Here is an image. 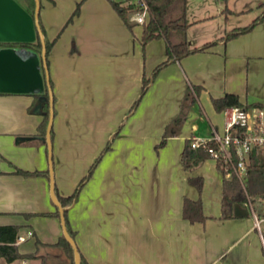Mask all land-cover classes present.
<instances>
[{
    "label": "crops",
    "instance_id": "0c3cea01",
    "mask_svg": "<svg viewBox=\"0 0 264 264\" xmlns=\"http://www.w3.org/2000/svg\"><path fill=\"white\" fill-rule=\"evenodd\" d=\"M13 1L28 17L29 35L0 37V53L5 47L16 52L22 47L16 42L39 35L34 10L26 0ZM78 1L39 0L38 16L53 39L46 65L54 95L52 181L47 142L37 129L44 94L34 103L32 94L42 92L46 78L41 53L28 48L18 53V62L2 76L0 224H19L17 234L25 235L16 242L21 251L37 247L47 264L66 262L63 249L54 244L63 233L60 214L45 213L59 210L51 183L57 192L69 193L110 138L95 166V171L103 168L98 186L92 185L94 172L67 209L73 239L87 264H264V247L249 211L220 216L223 174L215 159L207 157L191 170L181 159L186 137L223 129L225 114L214 108L211 96L233 91L242 102L264 103V18L246 32L169 60L129 111L143 74L166 58V41L155 37L142 43L141 25L129 27L110 0H80L73 13ZM220 6L219 1L215 8H195L187 29L222 14ZM246 7L229 6L226 12ZM189 12L186 0L187 17ZM238 23L217 22L212 31L189 37V44L199 45ZM191 82L201 85L197 100L156 149ZM194 174L203 176L200 191L188 182ZM184 196H200L203 220L183 216ZM27 259L41 264L40 256Z\"/></svg>",
    "mask_w": 264,
    "mask_h": 264
},
{
    "label": "trees",
    "instance_id": "16d2710c",
    "mask_svg": "<svg viewBox=\"0 0 264 264\" xmlns=\"http://www.w3.org/2000/svg\"><path fill=\"white\" fill-rule=\"evenodd\" d=\"M32 10H34L35 0H26ZM112 5L118 11L119 15L125 21V23L131 27L133 22H131L127 17V11L129 9V4L125 2H120L116 0H110ZM80 0L76 3V6L73 10V13L78 11ZM150 12L149 19L146 23L141 25V42L145 43L151 38L155 37H164L166 41V50L167 56L163 60L157 62L152 68L150 74L142 76L141 88L139 92V96L133 101L131 104L129 111L136 105L139 97L147 88L149 82L158 71V69L166 64L169 60L178 59L181 56L197 50L203 49L208 45L216 42L217 40H227L231 37H234L242 32H246L250 30L256 23L260 22L264 18V0L261 1L258 5L261 6V10L258 14H256L253 18H251L247 23L242 25H236L229 29H227L223 34L216 36L214 38L205 40L199 45H190L187 41L185 32L189 21L186 19V0H146ZM223 10H229L225 5ZM72 15L68 18L70 20ZM38 23L43 33V44H44V52H45V64L47 65V53L50 48V45L53 42V39L47 38L44 27L40 21L38 16ZM6 42H3V44ZM18 45L25 46L28 49L41 53L42 42L40 40V36L37 35L35 40H26V41H18ZM41 55V54H40ZM40 57V56H39ZM41 58V57H40ZM42 60V58H41ZM43 73H44V64L43 61ZM52 81L50 77L44 78V87L42 92L33 91V103L37 101L39 96L43 93L45 95V99L41 101L40 112L42 114L41 120L37 125V129L39 133L42 134L43 138L46 136V128L49 119V111H50V100L53 106L54 95L51 93ZM201 89V85L197 83L191 82L185 88L180 108L178 112L166 123L164 131L158 140L155 143L156 149L163 145L167 139V136L176 130V128L180 125L184 117L186 116L187 110L190 105L197 100V96ZM51 93V96H50ZM211 101L214 108L218 111L222 110L224 107L237 104L240 106H249V105H257L263 106L261 102H249L245 103L239 99V95L233 91H225L220 95L211 96ZM52 127L49 130L50 140H52ZM112 137V136H111ZM210 144L217 146V143L214 140L209 141ZM110 147V138L107 140L99 154H97L93 161L87 168V171L78 179L74 188L66 194H61L57 192L55 184L53 183V190L57 197L59 205L62 206L63 213V223L64 226L69 233V235L73 238L74 230L71 228L68 218H67V209L76 199L79 193V190L85 180L89 178L92 173L93 167L96 162L99 160L100 155L103 150H106ZM48 152V147H47ZM211 157V154L208 150L207 145H199L192 146L190 143V137H186L183 143L182 151H181V159L184 168L193 169L198 166L205 158ZM52 158V157H51ZM232 159L236 160V156L232 151ZM52 162V160H51ZM224 165H227V169L224 168ZM216 167L222 172V174L226 173L229 169L231 170V164L229 162H224L221 157L216 159ZM228 170V171H229ZM38 171H31L29 173H37ZM247 181H246V191L242 187L238 178L234 173H231L229 177L223 176L222 179V194L220 200V208H221V217H229L234 215V205L235 203H239L244 205L246 199V192L248 195L253 197H264V156L256 149L253 148L249 155V160L247 163ZM188 182L194 185L198 191L201 190L203 184V176L201 174H194L188 176ZM45 213H54L60 214L59 210L56 208L53 211H47ZM182 214L184 217L188 218L190 221L194 220H203L206 214L203 212L202 201L200 196L196 198H192L189 196H184L182 203ZM19 228V224L14 223H5L0 224V257L7 264L10 261H14L20 259L22 257L30 258V257H41V264H47L42 255H38L37 247L33 251H21L18 247V244L15 242L17 230ZM35 243H38V240H35ZM54 244L59 245L66 257L67 261L64 263L57 264H75V253L72 243L66 238L64 233H62ZM79 252V264H87V261L84 255L81 253L79 248L77 247Z\"/></svg>",
    "mask_w": 264,
    "mask_h": 264
},
{
    "label": "built area",
    "instance_id": "2783aa9c",
    "mask_svg": "<svg viewBox=\"0 0 264 264\" xmlns=\"http://www.w3.org/2000/svg\"><path fill=\"white\" fill-rule=\"evenodd\" d=\"M128 3L129 9L127 17L136 24H144L148 21L150 12L146 0H116ZM225 114V122L222 131L213 128L208 135H190V143L196 147L199 145H207L211 154V158L221 157L223 161L231 164V170H227L223 174L229 177L234 173L246 191L247 181V163L250 152L256 148L264 156V106L249 105L240 106L237 104L226 106L222 109ZM214 140L217 146L210 144L209 141ZM232 151L236 156V160L232 159ZM227 169V165H224ZM260 202L264 205V197H259ZM244 206L249 211L253 225L259 233L261 243L264 247V208L258 211L253 204V198L247 194ZM32 232L27 230V235ZM25 238L22 233L17 234L15 242H19ZM7 264H28V259L22 257L18 260L10 261Z\"/></svg>",
    "mask_w": 264,
    "mask_h": 264
},
{
    "label": "water",
    "instance_id": "95a60500",
    "mask_svg": "<svg viewBox=\"0 0 264 264\" xmlns=\"http://www.w3.org/2000/svg\"><path fill=\"white\" fill-rule=\"evenodd\" d=\"M39 0H35L34 5V20L36 21V25L38 26L39 36L40 40L42 42V49H41V58L45 67V75L46 78L48 77L47 73V67L45 64V52H44V44H43V34L41 32V29L39 28L38 24V11H39ZM28 36V17L26 13L21 10V8L18 6V4L13 0H0V37H9V36ZM27 48L25 46L17 48V51L15 52L11 47H5L2 51V55H0V84L2 80V76L4 74L10 73L11 69L13 67V64L17 60H19L18 53L25 54L27 52ZM21 58V57H20ZM21 60H24V56L21 58ZM18 62V61H17ZM24 66H27L26 68L32 69V63L30 61H24ZM18 74V73H17ZM31 74V73H30ZM35 78V74L33 75ZM51 96V93H50ZM41 99H45L44 95L40 96ZM50 111H49V119L48 124L46 128V142L48 147V155L50 159V175H51V181H52V168H51V156H52V150H51V140L49 136V130L51 128V122L53 117V106L52 102L50 100ZM40 101H38L35 105V107H39ZM51 194L53 195V198L55 199L57 205L59 206L60 210V217L62 222V228L63 233L66 236V238L72 243L75 253V264H79V252L77 250V245L74 241V239L69 235L67 232L64 223H63V213H62V206L59 205L58 200L56 196L54 195L53 190V182L51 183ZM247 208L239 203H235L234 205V214L236 215H245L247 214Z\"/></svg>",
    "mask_w": 264,
    "mask_h": 264
},
{
    "label": "rangeland",
    "instance_id": "374dc122",
    "mask_svg": "<svg viewBox=\"0 0 264 264\" xmlns=\"http://www.w3.org/2000/svg\"><path fill=\"white\" fill-rule=\"evenodd\" d=\"M219 1L221 2L220 9L222 11V14H220L218 16L216 15L211 20H204V21H201V22H195L193 25H191V27L189 29H186L185 35H186V38H187L188 42H189V37H191L193 34L195 35V34H199V33L201 34V33H206V32L212 31L215 28L217 22L219 24L223 25V23L227 20V24L231 23L233 21L234 22H239L238 24H244V23L248 22L256 14H258V12L261 10V6L258 5L260 3V1H255V0H187L188 8L190 9V12L188 14V17L186 15V19L188 20V18L192 17V12L195 11V8H198V7H201V6L214 7V6H216V3H218ZM225 5H227L228 7L229 6H239V7L240 6H249V7H246L244 9H242V10H239V11H228V12H226V10H222V8ZM16 44H17V42H16ZM263 106H264V103H263ZM100 151L101 150H99L97 152V154H99ZM104 151L105 150H103L102 154L104 153ZM102 154L100 155V158H101ZM100 158H99V160H100ZM97 162H96V164H97ZM96 164L94 165L93 170H92V173L95 172V175L97 176V179L95 180V182L93 181V183H92L94 189L99 184V178H100V175H101L100 171H101V173H103L102 172V169H103L102 167L98 168L95 171ZM86 171H87V169L85 170V172ZM220 174L222 176V172H220ZM253 204H254V206L256 207V209L258 211H262V209L264 208V205L261 204L260 198L258 196L253 197ZM63 258H64L63 256L59 255V257L57 259L59 261H61V260H63ZM0 264H5V262L2 260L1 257H0Z\"/></svg>",
    "mask_w": 264,
    "mask_h": 264
},
{
    "label": "flooded vegetation",
    "instance_id": "af4514ba",
    "mask_svg": "<svg viewBox=\"0 0 264 264\" xmlns=\"http://www.w3.org/2000/svg\"><path fill=\"white\" fill-rule=\"evenodd\" d=\"M4 44H7V43H4ZM17 46H21V45H17Z\"/></svg>",
    "mask_w": 264,
    "mask_h": 264
}]
</instances>
